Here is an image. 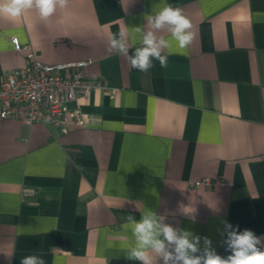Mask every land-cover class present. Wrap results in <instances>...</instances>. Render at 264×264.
I'll return each instance as SVG.
<instances>
[{"label":"crops","instance_id":"0c3cea01","mask_svg":"<svg viewBox=\"0 0 264 264\" xmlns=\"http://www.w3.org/2000/svg\"><path fill=\"white\" fill-rule=\"evenodd\" d=\"M169 5L192 24L184 54L144 73L109 49L123 30L131 55ZM11 36L46 64L88 61L83 76L116 93L81 96L86 123L66 133L0 120V264H139L128 216L147 210L222 257L224 220L264 237V0H68L48 18L0 17V78L25 62ZM204 178L221 183L190 184Z\"/></svg>","mask_w":264,"mask_h":264},{"label":"clouds","instance_id":"9594fccd","mask_svg":"<svg viewBox=\"0 0 264 264\" xmlns=\"http://www.w3.org/2000/svg\"><path fill=\"white\" fill-rule=\"evenodd\" d=\"M68 0H0V17L17 18L26 11L36 10L42 18L52 16L57 9L66 7ZM149 30L142 32L140 46L129 55L127 34L121 30L113 34L109 49L127 58L130 66L148 72L159 61L166 67L168 56L184 54L192 43L194 34L191 21L180 8L162 7L147 16ZM141 32V27L134 28ZM167 31L170 39L157 33ZM173 44L175 47H173ZM132 247L127 258L139 264H264V237L249 229L239 230L227 220L222 221L221 235L226 245L227 257L217 254L208 237L178 229L165 222L163 216L152 210L142 213L140 220L128 216ZM203 240V247L201 241ZM20 264H45L43 255L32 254L21 258Z\"/></svg>","mask_w":264,"mask_h":264},{"label":"built area","instance_id":"2783aa9c","mask_svg":"<svg viewBox=\"0 0 264 264\" xmlns=\"http://www.w3.org/2000/svg\"><path fill=\"white\" fill-rule=\"evenodd\" d=\"M10 42L14 51L24 54L25 62L0 78V120L15 117L26 124L42 123L66 133L86 123L78 103L81 96L99 88L110 95L116 93V88L83 76L81 70L88 61L46 64L30 44H22L17 36H11ZM67 68L72 69L71 75L62 74ZM71 102L76 107L69 110ZM220 183L210 178L190 182L195 188L205 189Z\"/></svg>","mask_w":264,"mask_h":264}]
</instances>
